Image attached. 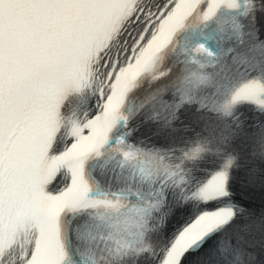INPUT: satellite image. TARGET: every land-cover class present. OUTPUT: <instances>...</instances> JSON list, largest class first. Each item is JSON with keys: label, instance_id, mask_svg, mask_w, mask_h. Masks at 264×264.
<instances>
[{"label": "snow or ice", "instance_id": "6c2138e0", "mask_svg": "<svg viewBox=\"0 0 264 264\" xmlns=\"http://www.w3.org/2000/svg\"><path fill=\"white\" fill-rule=\"evenodd\" d=\"M0 264H264V0H0Z\"/></svg>", "mask_w": 264, "mask_h": 264}]
</instances>
